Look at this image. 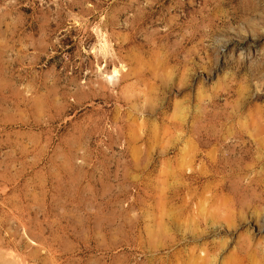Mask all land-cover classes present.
Returning <instances> with one entry per match:
<instances>
[{
  "label": "rangeland",
  "instance_id": "1",
  "mask_svg": "<svg viewBox=\"0 0 264 264\" xmlns=\"http://www.w3.org/2000/svg\"><path fill=\"white\" fill-rule=\"evenodd\" d=\"M0 264H264V0H0Z\"/></svg>",
  "mask_w": 264,
  "mask_h": 264
}]
</instances>
